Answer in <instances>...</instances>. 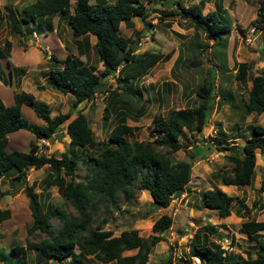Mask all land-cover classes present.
Masks as SVG:
<instances>
[{"label":"trees","instance_id":"1","mask_svg":"<svg viewBox=\"0 0 264 264\" xmlns=\"http://www.w3.org/2000/svg\"><path fill=\"white\" fill-rule=\"evenodd\" d=\"M73 1L71 6V0H34L18 11L5 6V15L0 13V21H4L11 33L31 36L32 32L42 33L49 28L50 17L58 15L66 20L70 35L77 46L80 43L76 40L77 37L92 35L95 39L92 49L102 66L100 71H96L93 65L85 64L73 54L66 53L62 59H58L50 53L49 64L58 65H53L43 76L47 86L73 96L70 106L75 108L77 104L91 99L95 93L102 92L103 80L117 69L115 88L109 90L101 113V127L106 129L109 124L106 121L110 115L113 125L106 132V140H96L81 110L69 120L67 113H57L50 117L46 105L35 101L32 93L23 90L13 91L10 105L3 104L0 99V181L6 179L11 188L16 184H23L22 190L27 197L32 218L28 232L38 231L43 235L38 242L28 243L27 248L12 245L9 250L19 256L20 264H27L25 254L28 248L35 250L33 264H91L90 258L102 264H264V240L257 238L258 233L264 232V220L250 219L239 225L238 231L250 241H255L251 250L245 252V257L233 256L213 241L206 242L205 235L196 229L187 241V254H180L172 260L169 253L165 261L155 263L147 262V254L160 239L159 233L170 227L172 219L169 215L162 214L157 217L151 225L152 234L146 238L139 236L137 230L132 228L112 235L110 230L102 228L103 219L101 223L92 226L93 212L100 207H116L119 203L129 201L134 194V184L141 190H146L153 204L159 207H166L174 194L184 190L189 181L191 163L188 160L173 161L167 152H173L180 147L178 138L183 129L200 134L212 108V94L217 85H214V71L211 69L207 79L194 90L198 97L195 105L171 108L165 114L156 113L151 119L150 140L128 139L135 127L127 125L126 119L131 116L132 109L139 111L141 105L133 106L142 101L141 92L138 88H132L131 80L143 76L156 62L166 61L170 53H134L140 32L136 31L135 39L129 40L121 35L119 25L121 22L126 24L125 21L131 17L145 19L149 11L145 3L151 4L154 0H94L92 3L89 0ZM174 1L172 8L154 11L158 13L159 21L168 17H179L190 22L193 36L189 42L193 50L215 46L223 41L222 37L229 35L231 28L223 15L221 0H214V8L206 12L202 10L204 0L185 6L178 0ZM256 3L255 17L250 22L254 28L261 29L264 25V0H257ZM38 20L41 22H37ZM199 30L205 39L212 41L210 45L202 43ZM88 46L85 39L84 49L87 50ZM211 47L210 51L216 54ZM9 48L10 41L6 39L0 46V59L8 58ZM178 57L176 60H179ZM261 57V72L250 76V86L240 96L243 117L250 113H264V50ZM5 61L8 71L16 70L23 74L24 69L12 67ZM192 65L197 63L193 62ZM249 68L248 62H239L234 79L244 83ZM36 87L44 88L43 85ZM216 93L224 101L231 97L229 94L224 96L220 91ZM146 98L144 100L148 101ZM22 105L30 107L43 123L36 124L26 119L21 112ZM64 121V129L57 133ZM20 129L31 132L36 138L29 141V150H6L7 134ZM247 129V136L234 134V137L244 138L240 149L232 142L220 145L222 141L228 142V139L223 138L227 135L220 130L218 136L212 139L216 142L213 145L218 151L229 150L226 157L230 163L229 172L219 175L222 185L247 186L252 182L254 151L258 149L264 154V126L249 124ZM64 134L68 136L66 151L60 152L58 156L37 153V139H56ZM159 146L167 151H158L156 148ZM42 147L47 150L46 145ZM78 162L84 170L81 177L76 173ZM43 165L49 170L42 180L45 190L55 186L63 201L73 207L74 214L68 215L58 206L51 208V205H47L43 209L40 201V192L43 190L35 192L34 185L27 184L26 171ZM77 177L79 179L75 180ZM259 192L264 196V177L260 181ZM4 194L11 195L0 191V196ZM231 201L232 197L218 186L203 190L199 194V206L215 211L219 217L229 215ZM236 202L238 208L235 210L239 212L243 202L240 199H236ZM256 205L264 209V202H252L251 207L255 208ZM9 214L8 208H0V223ZM51 218H56L58 225H53ZM202 227L217 239L223 237L213 224L206 222ZM133 249L134 254L122 255L123 251ZM193 256L198 257L199 261L194 262L191 259ZM0 257L3 256L0 254Z\"/></svg>","mask_w":264,"mask_h":264},{"label":"rangeland","instance_id":"2","mask_svg":"<svg viewBox=\"0 0 264 264\" xmlns=\"http://www.w3.org/2000/svg\"><path fill=\"white\" fill-rule=\"evenodd\" d=\"M34 0H0V13L5 15L4 7L18 11L22 6L33 2ZM112 2L113 0H105ZM192 0H179V3L187 5ZM224 4V12L226 21L230 24L229 35L222 37L217 45L209 46L215 50L216 54L212 55V51L207 47L205 49L193 50L190 48V42L193 36V27L190 22L184 21L179 17L164 18L163 21L158 20V13L155 9H170L173 7L174 0H154L151 4L145 3L148 14L145 19L131 17L126 22H121L119 32L129 40L135 39V32L139 31L137 39V49L134 53L143 51H159L161 53H170V57L166 61H158L149 68L143 76L131 80L132 88H138L142 95V101H139L133 107L141 108L139 111L132 109V114L126 119V124L135 127L132 135L128 139L138 141L150 140L149 131L151 128V119L156 113H166L168 109L183 108L193 106L197 103V95L194 90L204 82L208 77V71H214L215 91L212 94V108L206 118L205 124L200 134H194L183 129L178 142L180 147L168 156L173 161L188 160L191 163L189 181L180 193L174 194L166 207L155 206L146 190H141L137 184H134L135 190L133 196L127 202L119 203L116 207L108 206L100 207L93 212L92 226L101 223L104 224L103 229L110 230L112 235H117L124 229H136L141 237H148L152 234L151 225L153 221L162 214L169 215L172 219L170 227L158 235L160 239L156 241L147 254V262L155 263L165 261L170 257L174 260L180 254L186 253L188 249L187 241L194 231L205 235L206 242H215L220 244L227 252L245 257V252L251 250L254 240L247 239L238 231L241 222L246 220H264V209L257 206L251 207L252 202H264V196L259 192V184L264 177V154L255 149V166L252 182L247 186H233L220 184V174L229 172L230 163L227 160L229 150L215 149L213 145L214 136H218V131H222L227 137L228 142L235 143L240 147L244 144V138L234 137L236 134L247 136L249 134L247 125L259 124L264 126V113H250L242 116L240 96H243L250 86V76L261 72L263 65L261 54L264 50V25L261 29L251 28V20L255 17V9L257 0H222ZM71 0L70 5H73ZM90 3L94 0H89ZM203 6V11L206 8ZM37 22H41L38 20ZM57 30L58 37L67 43L63 48H59L52 38L53 33L46 32L37 33L35 37L32 35L11 33L4 22L0 23V46L2 42L8 39L12 45L9 61L12 65H20L26 71L25 84L23 90L34 95V100L42 102L48 108L50 117L57 113H67L69 116L75 115L77 111L82 112L86 116L88 125L96 140H106V132L113 125L112 115L106 122V129L101 127L102 107L107 97L99 98L100 92L96 93L88 101L82 102L80 109L70 107V101L73 96L70 94H62L50 86H47L43 73L55 64H49L48 56L54 54L58 59H62L66 52H71L78 56L86 64L98 65L97 58L92 47L83 54H79L75 44L69 42V34L67 32V24L64 19H58L56 16L52 18ZM132 23V26L130 27ZM167 24V25H166ZM69 29V28H68ZM60 34V36H59ZM202 43L210 45L211 40L205 39V36L198 31ZM64 40H63V39ZM90 43L93 37L88 36ZM221 39V40H222ZM140 42V44H138ZM223 45V46H222ZM179 56V57H178ZM179 58V60L176 58ZM197 65H192V63ZM239 62H248V76L244 83L234 79L236 65ZM4 60H0V70L6 75L8 80L7 68L3 66ZM15 63V64H14ZM60 66V65H59ZM4 78V76H3ZM32 79L37 80L36 85H43V89H39L32 83ZM104 88L109 90L115 88L116 79L109 75L103 80ZM22 84V83H21ZM15 88L14 76L11 83L3 84L0 82V99L5 105L12 104V89ZM118 91V90H116ZM220 91L224 96L229 94V100L224 101L218 98ZM148 99V101H145ZM230 101V102H229ZM127 104V103H126ZM128 106V104H127ZM75 109V110H74ZM22 115L32 123L42 124L43 121L38 118L33 110L22 105ZM69 120V118L67 119ZM65 121L59 128L57 133L64 129ZM219 125V126H218ZM218 128L216 129V127ZM216 130V131H215ZM34 138L31 132L20 129L7 134L6 150L17 149L22 152L29 150V140ZM68 136L64 134L61 138L54 139L51 137L47 140V150L45 153L58 156L60 152L66 151ZM224 145V144H223ZM160 152L167 151L166 148L157 147ZM83 156V155H82ZM48 169L43 166L39 169H28L26 171L27 184L34 185L33 190L40 192V201L43 209L47 205L53 208L58 206L68 215L74 214L75 210L71 205L63 201L58 195L56 188L49 187L47 190L42 183ZM83 166L78 162L76 165V173L79 177L83 174ZM77 177L75 180L79 179ZM66 179V178H65ZM218 186L222 191L232 197L230 213L226 217H219L215 211L202 208L199 206V194L203 190ZM23 184H16L11 188L6 183V179L0 181V191L10 193L0 196V208H8L9 217L0 223V264H20L19 256L9 250L12 245H20L28 247V243L38 242L43 235L38 231L28 232L32 218L27 206V197L22 190ZM236 199L243 202V206L239 207V212L235 210ZM49 207V209H50ZM53 225H58L56 218H51ZM213 224L217 231L223 234L221 239H217L214 234L204 229V223ZM154 234V233H153ZM260 240H264V232L258 233ZM76 251V250H75ZM135 249L126 250L122 255L134 254ZM187 254V253H186ZM26 263L33 264L35 261V250L28 248L26 250ZM253 256V254H251ZM193 259V258H191ZM67 261V259L65 260ZM91 264H102L90 258Z\"/></svg>","mask_w":264,"mask_h":264},{"label":"crops","instance_id":"3","mask_svg":"<svg viewBox=\"0 0 264 264\" xmlns=\"http://www.w3.org/2000/svg\"><path fill=\"white\" fill-rule=\"evenodd\" d=\"M179 1V0H178ZM198 1L199 0H192L191 2H189V4H195V3H198ZM205 1V3H204V5L203 6H209V7H207L206 8V11H208V10H212L213 8H214V5H213V1L214 0H204ZM221 2V5H222V8H224L225 6H224V4H223V1L221 0L220 1ZM183 5L185 6V5H187L185 2L183 3ZM202 10H203V8H202ZM203 12H205V11H203ZM54 16H56L58 19H63V18H60L58 15H52L51 17H50V19H49V22H50V27L49 28H47V29H45V30H43V32L42 33H44V35H45V33L46 32H49V33H53L52 34V38H54L55 37V39H53L54 40V42H55V44L59 47V48H63L67 43H64V41L62 42V40L58 37V33H59V30H57L56 29V27H55V25H54V23L52 22V18L54 17ZM42 19V18H41ZM1 22H4L3 20L2 21H0V23ZM64 23H66V20H65V22ZM67 24V23H66ZM121 24V23H120ZM68 26V25H67ZM119 27H120V25H119ZM69 28V27H68ZM66 29L67 30V32H68V34H69V42H71V40H72V42L75 44V46H76V48H77V50H78V52L79 51H81V50H83L82 51V53H84L86 50L84 49L85 47H84V40L86 39L87 41H88V44H89V46L90 47H92V44L94 43V40L95 39H93V42L92 43H90V41H89V38H88V36H91V37H93L92 35H90V34H88L85 38H84V36H79V37H77L76 38V40H79V44H78V46H77V43L75 42V40L71 37V35H70V29ZM59 36H60V34H59ZM94 38V37H93ZM63 39V38H62ZM8 40V39H7ZM64 40V39H63ZM89 46H88V48H87V50L89 49ZM11 48H12V45H11V43H10V48H9V56H10V51H11ZM66 53H70V54H72L71 52H66ZM65 53V54H66ZM81 53V54H82ZM9 56H8V58L7 59H4V58H2V59H0V60H4V63H2L3 64V66L4 67H6L7 68V72H8V80H7V78H6V75H3V72H2V70H0V82H2L3 84H7V82L8 83H11V81H12V79H13V76H14V81H15V88L16 89H19V90H26L27 91V89L26 88H23V85L25 84V81H24V79H25V76L27 75L26 74V71L24 70L23 71V74H20V72L19 71H16V70H14V71H8V66H7V64H6V61L5 60H7L8 61V63H9V65L10 66H12V67H16V68H22V69H24V67H21L20 65H16L15 63V65H12V63L8 60L9 59ZM98 61V60H97ZM84 62V61H83ZM85 63V62H84ZM86 64V63H85ZM58 65V64H57ZM87 65H90V64H87ZM101 68H102V66H101V64H100V62L98 61V65L95 67V70L96 71H100L101 70ZM3 76H4V78H3ZM37 80H35V79H32V83H30L29 81H28V83L29 84H32L33 85V83H35ZM22 83V84H21ZM34 87H36V83H35V86ZM11 89H12V87H11ZM13 91H15V90H13L12 89V91H11V93H13ZM32 91H30V93H31ZM11 96H12V94H11ZM73 101V99H71V101H70V104H71V102ZM4 104V103H3ZM82 103H79V104H77V106L75 107V109H78L79 107H80V105H81ZM22 107V106H21ZM71 107V106H70ZM73 109V108H72ZM74 109V110H75ZM80 109V108H79ZM82 112H84L83 110H82ZM74 116V114H72L71 116H69V119L70 118H72ZM34 139H36L35 137L34 138H32V139H30L29 141H31V140H34ZM8 140V139H7ZM43 166H45V165H43ZM43 166H41V167H43ZM40 167V168H41ZM46 167V166H45ZM47 168V167H46ZM30 169H33V168H30ZM37 169H39V168H37ZM48 169V168H47ZM34 170H36V169H34ZM49 171V170H48ZM26 176H27V174H26ZM7 183V182H6ZM50 187H53V186H50ZM55 187V186H54ZM56 188V187H55ZM48 189V188H47ZM46 189V190H47Z\"/></svg>","mask_w":264,"mask_h":264},{"label":"built area","instance_id":"4","mask_svg":"<svg viewBox=\"0 0 264 264\" xmlns=\"http://www.w3.org/2000/svg\"><path fill=\"white\" fill-rule=\"evenodd\" d=\"M138 44H140V42H138ZM106 95H107V91L100 92L99 98H103ZM36 145H37V153H43L44 154L46 152V149L43 148L42 145H47V139H45V138L37 139ZM192 258H193L194 262L199 261L198 257H196V256H194Z\"/></svg>","mask_w":264,"mask_h":264},{"label":"clouds","instance_id":"5","mask_svg":"<svg viewBox=\"0 0 264 264\" xmlns=\"http://www.w3.org/2000/svg\"><path fill=\"white\" fill-rule=\"evenodd\" d=\"M253 28H254V27H252L251 30H253ZM31 35H32L33 37H35V36H36V32H32ZM116 72H117V69H116L115 71L111 72V74H109V75H111V76L114 77V80H115V77H116ZM109 75H107V76H109ZM107 76H106L105 78H107ZM103 91H107V94L109 93V89H107V88H104ZM103 91H102V92H103ZM95 94H96V93H95ZM95 94H94V95H95ZM94 95H93V96H94ZM106 96H107V95H106ZM106 96H105V97H106ZM225 250H226V249H225ZM193 257H194V256H193Z\"/></svg>","mask_w":264,"mask_h":264}]
</instances>
